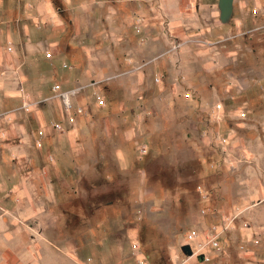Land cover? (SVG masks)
I'll return each mask as SVG.
<instances>
[{"label": "rangeland", "instance_id": "1", "mask_svg": "<svg viewBox=\"0 0 264 264\" xmlns=\"http://www.w3.org/2000/svg\"><path fill=\"white\" fill-rule=\"evenodd\" d=\"M99 1L87 37L106 36L118 65L108 60L112 79L96 87L103 103L79 107L61 140L71 154L45 143V163L73 178L52 180L43 219L80 233L132 229L148 264L181 258L189 229L217 235L210 264H264V14L248 13L257 0H233L216 26L196 11L182 38L169 19L193 20L199 0ZM39 194L26 203L32 215Z\"/></svg>", "mask_w": 264, "mask_h": 264}, {"label": "crops", "instance_id": "2", "mask_svg": "<svg viewBox=\"0 0 264 264\" xmlns=\"http://www.w3.org/2000/svg\"><path fill=\"white\" fill-rule=\"evenodd\" d=\"M57 1L0 0V122L4 124L0 127V264H137L142 257L148 264L132 229H83L80 233L76 229H57L55 222L50 227L43 219L45 196L54 200L52 180L70 185L72 177L67 165L45 163V143L51 144L56 155L71 154L70 147L60 145L61 140L72 137L71 127L75 114L81 111L79 107L90 105L91 98L96 106L103 103L96 87L112 79L108 60L116 58L108 52L106 36L100 40L87 37L94 25L92 15L102 2L63 0L61 11L68 13L65 20ZM237 9L241 13L240 5ZM198 10L211 26L219 22L217 0H199L193 20L177 21L175 16L169 19L167 25L174 38L185 37L186 28L198 21H194ZM252 10L264 14V4L257 0L248 9L255 17ZM109 16L107 13L108 25ZM84 26L88 29L82 40L79 33ZM109 41L123 47L124 39L117 35ZM112 65L117 67L118 63ZM148 69L155 72V63ZM59 93H66L67 107ZM53 123H58L59 129ZM33 139L40 145L36 146ZM38 188L40 204H36L32 215L26 203L33 201ZM186 232L179 246L188 244ZM211 236L217 237L197 233L190 242L193 250L204 243L197 256L205 254V264H210L209 251L218 248L207 242ZM179 253L181 258L173 254L170 264H199L197 256L183 255L180 249Z\"/></svg>", "mask_w": 264, "mask_h": 264}, {"label": "built area", "instance_id": "3", "mask_svg": "<svg viewBox=\"0 0 264 264\" xmlns=\"http://www.w3.org/2000/svg\"><path fill=\"white\" fill-rule=\"evenodd\" d=\"M251 12H252V14H256V13H257L256 10H252ZM52 89L55 90V89H56V86H53ZM71 93H72V91H71ZM59 96L61 97V99H62V101H63L65 107H67L68 104H67V101H66V93H59ZM53 127H54L55 129H59V125H58V123H53ZM38 134L41 135V131H38ZM35 145H36V146H39V145H40V143H39L38 140H35ZM196 235H197V233H196V231H195L194 229H190V230H188V231L186 232V234H185V241L189 244V247H190V250H191V255H195V256L198 255L199 251L202 250V248H203V246H204V243H199V244L197 245V247H196L195 250H193V249L191 248V246H190V242L193 241V240L195 239ZM207 242H208L211 246H217V241H216V239H215V236H211V237L208 239ZM132 246H133V248L135 247V245H132ZM207 260H208V257L205 256V254H201V259L199 260V264H205V262H206ZM137 264H146V262H145V260H144L143 257H142V258H140V259L137 260Z\"/></svg>", "mask_w": 264, "mask_h": 264}, {"label": "water", "instance_id": "4", "mask_svg": "<svg viewBox=\"0 0 264 264\" xmlns=\"http://www.w3.org/2000/svg\"><path fill=\"white\" fill-rule=\"evenodd\" d=\"M233 0H217L218 20L220 23H226L232 14ZM179 249L183 255H191V250L188 244H181ZM201 259V256H197Z\"/></svg>", "mask_w": 264, "mask_h": 264}]
</instances>
